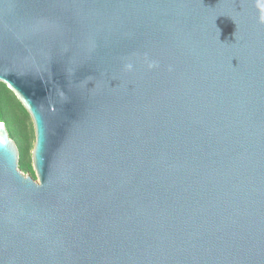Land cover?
Returning <instances> with one entry per match:
<instances>
[{
  "label": "water",
  "instance_id": "95a60500",
  "mask_svg": "<svg viewBox=\"0 0 264 264\" xmlns=\"http://www.w3.org/2000/svg\"><path fill=\"white\" fill-rule=\"evenodd\" d=\"M0 264H264V0H0Z\"/></svg>",
  "mask_w": 264,
  "mask_h": 264
},
{
  "label": "trees",
  "instance_id": "16d2710c",
  "mask_svg": "<svg viewBox=\"0 0 264 264\" xmlns=\"http://www.w3.org/2000/svg\"><path fill=\"white\" fill-rule=\"evenodd\" d=\"M0 121L6 124L9 136L17 145L19 168L35 177L29 152L33 139V125L30 116L2 82H0Z\"/></svg>",
  "mask_w": 264,
  "mask_h": 264
},
{
  "label": "rangeland",
  "instance_id": "374dc122",
  "mask_svg": "<svg viewBox=\"0 0 264 264\" xmlns=\"http://www.w3.org/2000/svg\"><path fill=\"white\" fill-rule=\"evenodd\" d=\"M33 143H34V132H33V139L31 140V148H30V151H29L30 152V159H31V151H32V148H33ZM31 165H32V159H31ZM24 173H26V172H24ZM34 178L36 179V176Z\"/></svg>",
  "mask_w": 264,
  "mask_h": 264
}]
</instances>
